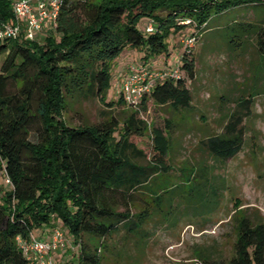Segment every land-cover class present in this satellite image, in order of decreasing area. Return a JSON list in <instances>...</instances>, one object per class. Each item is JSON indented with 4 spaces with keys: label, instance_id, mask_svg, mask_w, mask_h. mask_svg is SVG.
<instances>
[{
    "label": "trees",
    "instance_id": "trees-1",
    "mask_svg": "<svg viewBox=\"0 0 264 264\" xmlns=\"http://www.w3.org/2000/svg\"><path fill=\"white\" fill-rule=\"evenodd\" d=\"M12 3L0 0V22L15 20ZM243 6L264 12V0H63L44 35L0 42V173L8 182L0 194V264H34L16 237L43 239L57 227L79 249L75 264H100L95 249L82 243L84 235L103 244L124 228L128 236L143 238L149 209L131 213L139 195L159 203L175 187L190 184L194 174L184 167L182 181L169 183L175 125L170 117L163 127H150L143 118L149 100L171 113L187 110L192 102L184 75L194 78V61L185 50L170 60L168 40L186 29L191 33L186 38L196 39L214 15ZM148 23L151 32L145 30ZM232 28L238 42L229 41V48H244L251 38L260 59L256 73L264 72V17L234 22ZM125 49L141 52L146 63L139 69L177 68L183 76L156 79L137 108L126 106L121 93L115 102H106L112 64ZM259 93L242 97L238 105L248 108ZM90 98L110 110L128 108L121 117L104 111L92 124L65 120L75 104ZM229 117L223 133L200 142L216 159L233 158L244 144L241 115ZM147 134L151 158L131 140ZM237 211L231 216L236 234L230 264H264V222L252 223Z\"/></svg>",
    "mask_w": 264,
    "mask_h": 264
},
{
    "label": "rangeland",
    "instance_id": "rangeland-1",
    "mask_svg": "<svg viewBox=\"0 0 264 264\" xmlns=\"http://www.w3.org/2000/svg\"><path fill=\"white\" fill-rule=\"evenodd\" d=\"M261 17L264 12L259 6L235 7L214 15L196 32L194 42L184 39L191 34L189 29L168 40L170 60L185 50L194 61V78L184 75L192 102L187 110L171 113L149 100L143 118L150 127H163L164 120L171 117L175 126L169 161L174 170L168 181L180 183L184 167L194 170L192 181L167 192L159 203L139 195L131 213L144 211L146 206L149 209L142 239L128 236L124 228L103 239V244L84 235L82 243L95 249L100 264H195V260L230 264L236 234L233 213L238 210L236 215L241 212L252 223L264 222V72L256 73L260 59L251 38L244 48H229V41L238 42L234 22H257ZM117 59L112 64L106 102L118 100L129 70L146 63L141 52L132 49H125ZM178 74L183 76L179 69ZM253 91L260 93L248 108L240 107L242 97L248 98ZM124 108L128 107L115 105L110 110L99 99L90 98L75 104L64 117L72 125L92 124L102 119L104 111L121 117ZM236 113L245 130L243 147L233 158L216 159L200 142L223 133L229 116ZM131 140L151 158L149 134ZM7 183L0 173V194L8 189ZM78 252L67 241L63 250L53 254V263L75 264L74 253Z\"/></svg>",
    "mask_w": 264,
    "mask_h": 264
},
{
    "label": "built area",
    "instance_id": "built-area-1",
    "mask_svg": "<svg viewBox=\"0 0 264 264\" xmlns=\"http://www.w3.org/2000/svg\"><path fill=\"white\" fill-rule=\"evenodd\" d=\"M63 0H13L11 5L15 20L0 22V42L16 39L22 36L25 40L33 41L39 38L44 29L53 27ZM189 21H185L188 23ZM146 32L153 31V25L148 23ZM194 42L193 37L186 38ZM178 69L173 72H162L147 69L129 70L127 78L122 82L120 93L126 106L137 108L140 99L148 95L156 79L166 76H178ZM17 244L27 261L34 264H54L53 254L63 250L68 241L63 230L59 227L51 231L50 239H39L29 235L28 239L16 237ZM195 264H206L195 260Z\"/></svg>",
    "mask_w": 264,
    "mask_h": 264
},
{
    "label": "crops",
    "instance_id": "crops-1",
    "mask_svg": "<svg viewBox=\"0 0 264 264\" xmlns=\"http://www.w3.org/2000/svg\"><path fill=\"white\" fill-rule=\"evenodd\" d=\"M116 60H118V59H116ZM119 62V61H118ZM117 62V64H116V67H117V71H119L120 69V66H119V63ZM50 234H51V231H50V233H45V234H43L42 236H43V239H45V240H48V239H50Z\"/></svg>",
    "mask_w": 264,
    "mask_h": 264
}]
</instances>
